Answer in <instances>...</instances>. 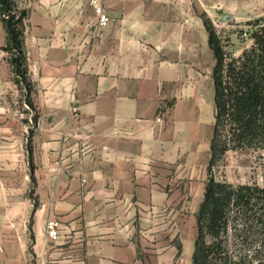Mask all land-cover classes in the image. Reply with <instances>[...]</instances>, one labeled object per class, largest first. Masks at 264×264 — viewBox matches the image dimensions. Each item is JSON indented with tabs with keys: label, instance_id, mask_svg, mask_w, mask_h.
<instances>
[{
	"label": "crops",
	"instance_id": "obj_1",
	"mask_svg": "<svg viewBox=\"0 0 264 264\" xmlns=\"http://www.w3.org/2000/svg\"><path fill=\"white\" fill-rule=\"evenodd\" d=\"M16 1L27 72L0 12V263L193 264L215 121L205 20L243 26L264 0H100L103 27L91 0Z\"/></svg>",
	"mask_w": 264,
	"mask_h": 264
},
{
	"label": "trees",
	"instance_id": "obj_2",
	"mask_svg": "<svg viewBox=\"0 0 264 264\" xmlns=\"http://www.w3.org/2000/svg\"><path fill=\"white\" fill-rule=\"evenodd\" d=\"M0 12L8 31L7 49L14 54L16 72L24 76L28 10L18 8L16 0H0ZM248 24L253 26V43L236 55L227 48L229 39L205 20L215 55V121L209 176L196 214L193 264H264V186L236 185L214 173L230 151L264 147V17Z\"/></svg>",
	"mask_w": 264,
	"mask_h": 264
},
{
	"label": "rangeland",
	"instance_id": "obj_3",
	"mask_svg": "<svg viewBox=\"0 0 264 264\" xmlns=\"http://www.w3.org/2000/svg\"><path fill=\"white\" fill-rule=\"evenodd\" d=\"M263 17L264 12L256 18ZM215 23V27L221 36L226 40L229 39L227 40V48L235 52L236 55L240 54L245 48L250 47L253 43V39L250 37V32L253 29L252 25L243 24V26H240L235 21L224 22L218 19ZM214 173L217 178L236 185L241 183H257L264 186V147L230 151L216 166ZM231 247L235 248L233 243H231Z\"/></svg>",
	"mask_w": 264,
	"mask_h": 264
},
{
	"label": "built area",
	"instance_id": "obj_4",
	"mask_svg": "<svg viewBox=\"0 0 264 264\" xmlns=\"http://www.w3.org/2000/svg\"><path fill=\"white\" fill-rule=\"evenodd\" d=\"M99 15V25L106 26L110 21V16L106 9L101 5L100 0H91ZM59 221L56 218L49 217L46 222V235L49 240L55 241L59 236ZM1 264V263H0Z\"/></svg>",
	"mask_w": 264,
	"mask_h": 264
}]
</instances>
